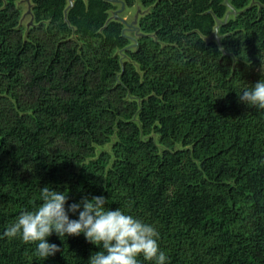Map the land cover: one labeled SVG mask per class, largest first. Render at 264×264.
<instances>
[{"label": "trees", "instance_id": "obj_1", "mask_svg": "<svg viewBox=\"0 0 264 264\" xmlns=\"http://www.w3.org/2000/svg\"><path fill=\"white\" fill-rule=\"evenodd\" d=\"M17 1L0 0V264L99 250L53 233L44 259L3 235L44 186L153 224L167 264H264V110L237 93L262 77L264 0H229L220 47L223 0H122L145 8L133 44L109 1L30 0L28 27Z\"/></svg>", "mask_w": 264, "mask_h": 264}, {"label": "clouds", "instance_id": "obj_2", "mask_svg": "<svg viewBox=\"0 0 264 264\" xmlns=\"http://www.w3.org/2000/svg\"><path fill=\"white\" fill-rule=\"evenodd\" d=\"M260 71L264 77V62ZM262 77L254 85L237 91L241 102L258 110H264ZM41 200L35 209L22 211L3 234L10 239L19 237L24 243H35L39 257L46 259L61 251L57 244L48 241L53 233L59 237L83 234L99 249L91 254L88 264H140L141 255L152 264L168 262L158 243L157 228L119 207L106 208L107 198L103 195L84 196L79 202L69 204L65 191L44 186ZM69 213L78 214V218H70Z\"/></svg>", "mask_w": 264, "mask_h": 264}, {"label": "rangeland", "instance_id": "obj_3", "mask_svg": "<svg viewBox=\"0 0 264 264\" xmlns=\"http://www.w3.org/2000/svg\"><path fill=\"white\" fill-rule=\"evenodd\" d=\"M112 4L114 5V8L109 13L111 17L114 11L120 10L121 8V4L119 2H115ZM17 6L20 10V20H21L22 26L25 27L27 26V23L30 21V14L26 13L28 10V4L25 0H19L17 1ZM143 11H145V8L142 7V5H140L138 2H136L133 6H130V7L125 6L121 10V12L118 13V16L124 18L127 21V23H132L135 19V15L137 14V21H138V18L140 14L143 13ZM133 26L137 27V22ZM136 32H139L138 29L137 30L135 28L125 29V34L130 37V41H131L130 44H133V40L136 37ZM101 148H108V146L105 145L103 147H98V149H101Z\"/></svg>", "mask_w": 264, "mask_h": 264}, {"label": "water", "instance_id": "obj_4", "mask_svg": "<svg viewBox=\"0 0 264 264\" xmlns=\"http://www.w3.org/2000/svg\"><path fill=\"white\" fill-rule=\"evenodd\" d=\"M25 1L28 4V10L26 13L30 14V6H31L30 0H25ZM67 1H68L67 7H70L73 0H67ZM105 1H109L111 3L119 2L121 4L120 10L114 11L112 18L114 20L121 22L124 25V31L125 29H130V28H135L137 30V27L133 26L137 22V14L135 15V19L132 23H127V21L124 18L118 16V13H120L121 10L125 7L123 1L121 0H105ZM223 3L228 7V11L225 13L223 20L216 19V24L214 26L212 33L209 36L205 37L206 41L213 39L219 45V47H220V38H221V36L218 35L219 26L225 24V22L227 21L230 15H235L236 13H238V11L235 10V8L230 4L229 0H223ZM251 4H253V1L251 2ZM31 24H32V20L30 19V21L27 23V27ZM136 35H140V33L136 32Z\"/></svg>", "mask_w": 264, "mask_h": 264}]
</instances>
